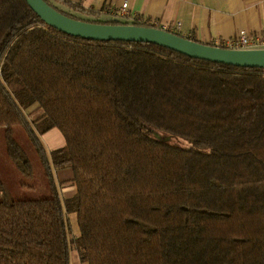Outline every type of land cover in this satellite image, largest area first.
Here are the masks:
<instances>
[{"label": "trees", "instance_id": "16d2710c", "mask_svg": "<svg viewBox=\"0 0 264 264\" xmlns=\"http://www.w3.org/2000/svg\"><path fill=\"white\" fill-rule=\"evenodd\" d=\"M18 127L51 195L14 199L1 184L0 264H70V250L82 264H264V69L84 40L26 0H0V128L10 161L33 177ZM54 130L65 145L49 153L42 136Z\"/></svg>", "mask_w": 264, "mask_h": 264}, {"label": "crops", "instance_id": "0c3cea01", "mask_svg": "<svg viewBox=\"0 0 264 264\" xmlns=\"http://www.w3.org/2000/svg\"><path fill=\"white\" fill-rule=\"evenodd\" d=\"M68 1L85 10L98 13L99 19L104 22L116 20L130 24L135 21L148 22L157 28L178 33L184 38L195 39L207 45L236 41L242 32L251 39L258 38L264 33V0ZM125 3L128 4L127 14L126 17H121L120 10ZM79 16L87 18L81 13ZM64 145L63 140L62 147Z\"/></svg>", "mask_w": 264, "mask_h": 264}, {"label": "water", "instance_id": "95a60500", "mask_svg": "<svg viewBox=\"0 0 264 264\" xmlns=\"http://www.w3.org/2000/svg\"><path fill=\"white\" fill-rule=\"evenodd\" d=\"M26 1L47 25L73 37L96 42L154 44L192 59L239 68L264 69V48L231 50L195 42L162 28L90 23L70 18L44 0ZM157 137L160 138L159 135Z\"/></svg>", "mask_w": 264, "mask_h": 264}, {"label": "rangeland", "instance_id": "374dc122", "mask_svg": "<svg viewBox=\"0 0 264 264\" xmlns=\"http://www.w3.org/2000/svg\"><path fill=\"white\" fill-rule=\"evenodd\" d=\"M103 20H105V18ZM32 110L33 109L29 111ZM15 137L20 141V143L26 148L27 152L29 153L33 163L34 175L33 177H26L22 175L20 171L15 167V165L10 161L6 151L4 129L0 128V195L2 187L1 184H3L8 188L11 196L14 199H37L49 197L51 195L49 181L45 175V171L40 160L36 156L35 150L32 148L28 141L27 135L20 127H18L16 128ZM42 140L46 145L49 153L52 150L62 147L63 140L65 141L62 133L58 130H55L54 133L50 132L42 136ZM59 175L63 179L69 177V174L65 172H61ZM55 182L57 186H60L58 176L56 175ZM73 192L74 190L71 188L66 191L61 190V196L62 198H65L71 195ZM66 220L68 224L69 239H72L73 237H79L80 227L78 223L77 213H67ZM70 264H82L79 259L78 253L74 250H70Z\"/></svg>", "mask_w": 264, "mask_h": 264}, {"label": "built area", "instance_id": "2783aa9c", "mask_svg": "<svg viewBox=\"0 0 264 264\" xmlns=\"http://www.w3.org/2000/svg\"><path fill=\"white\" fill-rule=\"evenodd\" d=\"M128 4L125 3L120 10L121 17H126ZM181 25H178L180 29ZM216 47L231 49V50H244V49H255L264 48V33H262L258 38L251 39L249 36L242 32L236 41L225 42L223 44L215 45Z\"/></svg>", "mask_w": 264, "mask_h": 264}]
</instances>
